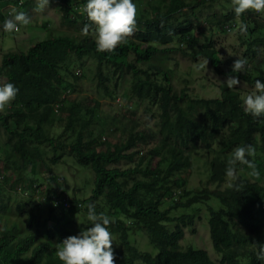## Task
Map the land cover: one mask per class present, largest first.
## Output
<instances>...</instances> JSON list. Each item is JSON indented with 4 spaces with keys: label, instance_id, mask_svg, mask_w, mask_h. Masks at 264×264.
Wrapping results in <instances>:
<instances>
[{
    "label": "trees",
    "instance_id": "obj_1",
    "mask_svg": "<svg viewBox=\"0 0 264 264\" xmlns=\"http://www.w3.org/2000/svg\"><path fill=\"white\" fill-rule=\"evenodd\" d=\"M29 1L0 0V29L13 8L19 7V11L21 6L25 10ZM207 1L133 0L147 18H137L134 36L113 53L98 52L95 38L85 37L81 31L74 34L53 28H47V36L28 50H2L0 78L6 77L19 91L7 111L0 112V137L2 133L7 136L12 148L6 159L19 174L17 181L13 175L0 180V264H63L56 255L57 247L63 239L91 226L88 220L75 219L82 211L87 219L90 203L96 205L97 213L104 212L114 221L109 230L120 244L114 251L115 264H264L256 256L258 244H264V116L246 114L241 92L234 87L228 89L224 83L220 96L208 98L192 97L186 89L175 87L174 68L168 64L173 48L158 45L167 46L179 37V49L185 55L208 58L221 75H236L253 85L256 79L264 82V66L255 60L260 47L264 48V27L256 18L254 24L263 28V35L251 38V63L245 73H232L233 64L223 66L212 32L198 46L202 31L196 10ZM61 3L65 22L74 25L80 19L89 23L82 11L86 0ZM176 14L182 15L183 21L176 26L167 24L166 20ZM242 18L247 20L244 14ZM214 20L224 32L236 25L234 13L214 15ZM185 43L189 48L183 47ZM190 48L193 52L188 51ZM85 56L96 61L95 78L102 95L115 99L120 78L128 75L133 95L149 98L158 107V136L136 124L138 127H131L121 140L102 148L101 134L96 136L88 129L97 115L95 107L83 109L68 98L75 91L76 80L84 75L75 70ZM249 144L256 149L255 157L249 159L257 164L260 177H250L247 166L238 165V170H244L239 173L244 189L237 192L228 187L227 161L237 146ZM49 148L53 151L51 162L58 163L69 148L78 164L92 168L96 174L92 195L70 196L69 209L61 201L56 205L50 202L51 193L67 191L63 180L52 175L46 184L36 174ZM203 149L212 155L208 182L217 187H205L197 193L186 191V182L177 174L190 169L193 154ZM123 161L135 165L122 168L119 164ZM23 164L31 165L33 176L23 173ZM14 183L21 184L28 195L14 198L3 194L2 187ZM35 184L46 187L41 192L44 201L35 198ZM176 189L185 201L175 199ZM168 195L175 200L169 208H162V200ZM199 204L207 206L208 226L213 248L221 256L219 261L203 248L184 247L181 243L184 227H190L195 218L193 211L185 212L186 208L194 205L199 209ZM104 206L116 216L106 213ZM180 209L179 215L171 214ZM142 230L157 252L141 250L134 243V231Z\"/></svg>",
    "mask_w": 264,
    "mask_h": 264
},
{
    "label": "rangeland",
    "instance_id": "obj_2",
    "mask_svg": "<svg viewBox=\"0 0 264 264\" xmlns=\"http://www.w3.org/2000/svg\"><path fill=\"white\" fill-rule=\"evenodd\" d=\"M198 1V0H197ZM31 2L25 10L20 6L19 11L28 13L31 17L32 22L28 26H20L19 32L7 33L3 31V27L0 29V58L2 50L9 49H22L28 50L29 47L47 36V28H53L61 31H70L74 34L80 33V28L83 27L84 23L80 19H76L74 25H71L64 21V8L61 0H49L48 8L43 11H37V0H30ZM152 2H157V0H152ZM8 7V5H7ZM197 9V8H196ZM233 5L231 0H208L207 3L201 5L196 10L199 21L201 23L202 35L199 37L198 46L200 43H204L205 36L211 37L215 42L216 48L221 51V57L223 59V66L227 68L233 64V62L238 58H247L249 64L251 63V51L249 52V43L251 38L259 37L263 35L262 27H264V13H255L254 11H248L244 13L246 15V21L240 16L237 18L235 16ZM234 13L236 17V25L232 29H228L226 32L222 30L216 21H211L214 15L222 16L223 14ZM137 18L145 20L146 13L138 9ZM171 18V17H170ZM166 20V23L172 26L178 25L183 21V16L176 14L173 18ZM197 17H195V21ZM256 18L262 27H257L254 24L253 19ZM197 20V22H198ZM165 22V21H164ZM248 25V32L246 35H241L238 32L237 26L241 23ZM3 26V25H2ZM136 32V31H135ZM134 32V34H135ZM92 38H95L93 33L89 34ZM134 36V35H133ZM132 36V37H133ZM179 38V37H178ZM177 37L173 38L169 44H158L163 47L173 48L171 49L170 56L171 60L168 62L174 68V76L172 78V83L178 89H186L187 92L192 97H218L222 91L223 82L226 81L227 77L221 75L213 67V64L208 58L204 56L192 57L190 55H185L182 50L179 49L180 41ZM183 47H188V43ZM197 46V47H198ZM264 49L260 47V50ZM193 52V49L188 50ZM231 58V60H229ZM256 61L260 62L264 66V53L257 55ZM208 61L207 66L203 69L197 70L199 64ZM76 67L77 74L80 75L79 79L76 80L75 91L68 95L71 102L79 103L81 108L95 107L97 115L93 117L91 125L88 129L93 130L96 134H101L99 138L101 140L100 145L102 148H106L108 144H114L124 137L126 131L130 130L131 127H138L141 125L143 127H148L150 133L154 135H159L160 130V111L157 106L149 99H140L135 97L131 89V79L129 76H123L119 80L118 95L116 98H112L106 95H102V92L98 88V82L95 78L96 75V61L91 56L83 57ZM227 64V65H226ZM142 67L146 65L141 63ZM239 79V78H238ZM1 82H7L6 77L0 78ZM240 83L234 88L239 90L242 97H245L249 92L254 89V85L239 79ZM8 105L5 107L4 111H7ZM90 114L87 116L89 117ZM103 128V129H101ZM101 130L103 132L101 133ZM62 131V130H61ZM60 131V132H61ZM59 132V134H61ZM63 132V131H62ZM86 134L89 132L86 129ZM148 132V131H147ZM58 134V135H59ZM65 136H67L65 134ZM103 137V139H102ZM7 136L1 134L0 137V172L4 171L5 174L13 175V180H16V175L19 172L16 170L14 173L13 168L10 167L11 164L7 159V153L10 152L12 146L7 143ZM98 138V137H97ZM70 140H73L72 138ZM69 140V141H70ZM150 146V145H148ZM48 150V148H46ZM50 149V148H49ZM59 157V156H58ZM46 158V159H45ZM53 158V151L50 149L49 152L44 156L45 161L39 162L37 171V176L46 184L49 183L48 180L52 175L59 176L61 181L63 180V187L67 189L70 196L75 198L79 196L80 198H88L93 193V188L95 186V172L90 167H85L78 164L75 157L71 154L69 148L64 151L61 157H59L58 163L51 162ZM212 155L209 154L205 149L196 151L193 154V166L186 170L183 174H177V178L183 179L185 184V190H191L193 193L199 192L201 189L208 187L209 189H215L217 184H209V161ZM158 158L154 161L157 162ZM146 163V162H145ZM122 168H129L131 165H135L131 162L123 161L119 164ZM23 173L26 176H33L31 172L30 164H23ZM247 172L249 169H245ZM238 172L244 173V170H238ZM28 174V175H27ZM50 176V177H49ZM48 178V179H47ZM17 181V180H16ZM264 182V178H261ZM4 183V182H3ZM1 183V184H3ZM229 183V181H228ZM23 186V184H22ZM225 184L222 186L224 187ZM9 188V189H8ZM2 192L6 196H12L21 198L24 195H28L26 191L23 190L21 184H16L10 186H3ZM180 189H176V200L185 201L186 197L180 196ZM38 196V195H37ZM35 194V198L44 201V198H38ZM173 197L170 195L164 197L162 200V208H169L173 202ZM185 212H192L195 214L194 222L190 227H184V235L181 239V243L184 247L191 245L195 248L205 249L211 258L216 261L221 259V256L213 248V242L209 230V213L207 212V206L205 204H199L198 207L194 205L190 208H186ZM104 211L112 214L109 208L104 206ZM182 212L180 210H172L171 214L179 215ZM85 214L84 211L80 212L75 219L78 222H87L83 218ZM113 216L116 213L113 212ZM89 222V221H88ZM134 243L141 250H148L157 252L153 247L150 240L147 238L145 231H134ZM113 250L120 248V244L113 236Z\"/></svg>",
    "mask_w": 264,
    "mask_h": 264
},
{
    "label": "clouds",
    "instance_id": "obj_3",
    "mask_svg": "<svg viewBox=\"0 0 264 264\" xmlns=\"http://www.w3.org/2000/svg\"><path fill=\"white\" fill-rule=\"evenodd\" d=\"M231 3L237 18L250 10L258 14L264 13V0H231ZM48 5L49 0H37L36 10L43 12ZM16 9L13 8L10 17L4 21L2 26L4 32H19L20 26H28L32 22L28 13ZM82 11L86 13L89 23L83 25L81 35L87 37L93 33L98 52L113 53L119 45L127 43L128 38L136 31L138 9L133 0H86ZM237 29L241 35H246L248 25L241 22ZM260 51L264 53V49ZM207 63L208 61L199 64L197 70L205 68ZM248 67H250L248 59L238 57L233 62L231 71L235 74L245 73ZM223 83L228 89H232L240 81L238 76L229 74ZM18 91L12 82L0 83V112L16 98ZM242 107L246 114L254 118L264 116V82L255 80L254 89L243 97ZM255 155L256 149L250 144L237 146L233 150L226 168L229 188L237 192L244 189L238 165L247 166L250 169L249 176L259 179L258 166L253 159H249ZM24 191L28 193V190ZM87 219L91 226L86 227L78 235L63 239L57 247V257L63 264H115L114 240L109 230L110 224L114 221L104 212L97 213L94 203L87 205ZM256 256L257 259L264 261V244H258Z\"/></svg>",
    "mask_w": 264,
    "mask_h": 264
},
{
    "label": "built area",
    "instance_id": "obj_4",
    "mask_svg": "<svg viewBox=\"0 0 264 264\" xmlns=\"http://www.w3.org/2000/svg\"><path fill=\"white\" fill-rule=\"evenodd\" d=\"M10 8H12V6ZM4 178H5L4 171L3 172H0V180H4ZM34 188H35V191L34 192H35L36 196L38 195L37 196L38 198H43L41 196V192L43 190H46V187L43 186V185L35 184L34 185ZM44 199H45V197H44ZM60 201L63 203V207L64 208H66V209L71 208L72 203L70 201V195H69V193L67 191H63L61 193H59V192H57V193L56 192L51 193L50 202L52 204L56 205V204L60 203Z\"/></svg>",
    "mask_w": 264,
    "mask_h": 264
},
{
    "label": "bare ground",
    "instance_id": "obj_5",
    "mask_svg": "<svg viewBox=\"0 0 264 264\" xmlns=\"http://www.w3.org/2000/svg\"><path fill=\"white\" fill-rule=\"evenodd\" d=\"M11 12H12V10H11ZM229 25V24H228ZM229 27V26H228Z\"/></svg>",
    "mask_w": 264,
    "mask_h": 264
}]
</instances>
